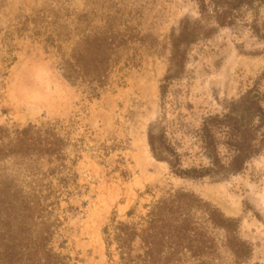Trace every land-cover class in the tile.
<instances>
[{
    "label": "rangeland",
    "instance_id": "obj_1",
    "mask_svg": "<svg viewBox=\"0 0 264 264\" xmlns=\"http://www.w3.org/2000/svg\"><path fill=\"white\" fill-rule=\"evenodd\" d=\"M89 43L113 47L98 97L61 68ZM258 90L264 0H0V264H30L49 250L67 264H119L104 228L139 220L175 189L238 222L248 257H237L227 232L208 222L210 264H264ZM214 116L239 122L246 144L258 148L241 171L180 177L166 161L174 156L152 153L149 135H164L179 168L209 167L198 134ZM28 125L42 129L41 140H52L43 129L54 130L59 156L39 144L11 153L10 138ZM220 151L232 154L224 144ZM179 258L173 264L196 263L188 253Z\"/></svg>",
    "mask_w": 264,
    "mask_h": 264
},
{
    "label": "trees",
    "instance_id": "obj_2",
    "mask_svg": "<svg viewBox=\"0 0 264 264\" xmlns=\"http://www.w3.org/2000/svg\"><path fill=\"white\" fill-rule=\"evenodd\" d=\"M112 50V46L103 47L89 43L74 51L68 58H63L61 68L64 76L72 84L84 87L91 97L100 96L109 85L111 58L106 55ZM171 77L170 75L167 78ZM252 101L260 121L256 129H264V107L261 105L264 103V94L258 90ZM240 127L239 122H232L227 116L205 119L198 136L204 144L206 157L210 161L209 167L185 170L179 168V157L166 144L164 135L150 134L149 144L152 153L160 160H163L164 153L174 156L175 163L172 160L166 161L170 169L180 177L197 178L211 174L235 173L241 171L246 159L258 151L256 146L246 144L247 140L240 133ZM40 130L42 129L36 125H28L11 138L7 135L15 149L11 153L28 154L39 144L42 145V148L38 149L41 153L59 156L62 140L51 128L43 130L45 133L52 132H48L52 140H41L36 137ZM259 141L264 142V131L260 134ZM223 144L230 147V156H224L220 151ZM208 222L227 232L228 246L237 257H248L250 249L237 235L238 222L227 218L218 208L184 189H175L161 196L149 206L146 215L139 220L115 221L110 227L104 228V233L108 248L114 246L118 253L119 264H173L184 253L195 259V264H210L207 258L216 253V241L207 230ZM136 242H139L138 250ZM35 260L30 259V264H67L63 257L56 255L52 250L46 251L44 256H41L39 251L36 252Z\"/></svg>",
    "mask_w": 264,
    "mask_h": 264
}]
</instances>
